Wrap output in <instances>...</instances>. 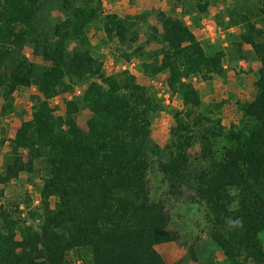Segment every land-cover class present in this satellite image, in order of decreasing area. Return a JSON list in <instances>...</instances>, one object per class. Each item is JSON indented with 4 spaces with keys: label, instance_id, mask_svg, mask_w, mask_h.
Instances as JSON below:
<instances>
[{
    "label": "trees",
    "instance_id": "1",
    "mask_svg": "<svg viewBox=\"0 0 264 264\" xmlns=\"http://www.w3.org/2000/svg\"><path fill=\"white\" fill-rule=\"evenodd\" d=\"M197 1L196 16L217 3ZM227 12L230 55L164 12L138 45L135 18L103 17L101 1L0 0L2 116L20 88L35 90L30 118L8 139L0 185L41 180L27 218L21 202L0 207V264H167L156 247L172 242L186 250L174 264H264V0ZM98 22L120 61L140 59L141 75L106 70L89 43ZM228 56L260 66L253 100L238 103L241 118L226 127L217 116L225 102L203 108L190 80L225 77ZM161 74L183 103L163 146L152 124L164 107L141 82ZM191 218L205 226L195 235Z\"/></svg>",
    "mask_w": 264,
    "mask_h": 264
},
{
    "label": "rangeland",
    "instance_id": "2",
    "mask_svg": "<svg viewBox=\"0 0 264 264\" xmlns=\"http://www.w3.org/2000/svg\"><path fill=\"white\" fill-rule=\"evenodd\" d=\"M101 1L103 17L107 14L114 13L120 17L131 16L137 22V30L140 34L139 44L145 43L148 35L152 34V28H160L158 21V13L165 14L185 20L187 25L192 29L197 38L205 45L215 49H222L230 55L231 49L228 48L230 37L236 31V28L228 29L229 15L227 10L233 5H237L240 0H215L217 3L212 4L210 12L206 15H198L191 12L192 1L197 0H88ZM136 17H141L137 19ZM89 43L93 51H97L98 55L103 58L105 68L108 72L114 73L120 70H128L132 73L138 72L140 59H132L131 62H123L118 59L115 42L109 41L103 32L101 22L94 24L89 31ZM151 45L148 49H154ZM27 57L34 59L30 53ZM228 68L225 77L215 76L212 80L204 81L201 78H192L190 81L200 92L203 101V108L209 107L213 103L225 102L220 113L217 114L222 119L223 125L229 127L231 123L238 122L241 113L238 109V103L246 100H253L255 95L254 83L256 81V71L259 69V63L253 60L249 62H240L237 64L230 56L225 60ZM150 90L156 94L161 101L164 110L155 118L152 124L153 139L161 146L165 145L169 140V131L173 125L172 113L176 110L183 109L181 98L177 94L169 92L165 86V75L161 74L154 78H144L141 80ZM77 95L82 93L81 88L76 87ZM35 90L33 88H20L13 96V112L2 116V106L4 100L0 97V143L6 139L5 144L0 145V164L4 161L9 152L8 139L14 136L16 129L22 120L28 119L32 111V97ZM73 95L68 98L72 99ZM64 97H57L54 104L58 107L62 105ZM41 180L36 178L34 184L29 181V177L23 174L18 180L13 181L8 186L0 185V207H12L13 204L21 202L23 209V217H28L29 211L25 209L27 198L31 202L30 209L39 207L40 198L39 190ZM39 222V221H37ZM36 222V223H37ZM27 220V224H30ZM183 224L182 222L179 223ZM188 229L194 231V235L204 229V225L200 224L195 218L188 221ZM167 264H174L185 258L186 250L175 242L162 244L156 247ZM218 257L220 259L221 256ZM73 264L78 260L71 257ZM183 264H202L192 261H184Z\"/></svg>",
    "mask_w": 264,
    "mask_h": 264
},
{
    "label": "clouds",
    "instance_id": "3",
    "mask_svg": "<svg viewBox=\"0 0 264 264\" xmlns=\"http://www.w3.org/2000/svg\"><path fill=\"white\" fill-rule=\"evenodd\" d=\"M226 223L229 228L242 227V222L239 219L233 220L232 218H229Z\"/></svg>",
    "mask_w": 264,
    "mask_h": 264
}]
</instances>
